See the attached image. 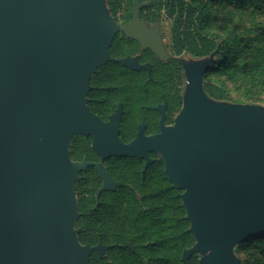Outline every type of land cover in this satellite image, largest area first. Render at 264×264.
Returning a JSON list of instances; mask_svg holds the SVG:
<instances>
[{
    "label": "water",
    "instance_id": "water-1",
    "mask_svg": "<svg viewBox=\"0 0 264 264\" xmlns=\"http://www.w3.org/2000/svg\"><path fill=\"white\" fill-rule=\"evenodd\" d=\"M134 4L133 21L119 28L105 0H0V264H89L112 247L80 244L73 228L75 183L89 165L70 159L78 133L93 135L102 157L161 155L195 240L183 262L197 254L199 264H240L235 248L264 235V107L207 96L214 54L181 60L183 106L157 135L123 145L112 137L116 118L110 131L86 106L88 79L113 60L115 34L134 37ZM158 39L141 44L165 61Z\"/></svg>",
    "mask_w": 264,
    "mask_h": 264
},
{
    "label": "trees",
    "instance_id": "trees-1",
    "mask_svg": "<svg viewBox=\"0 0 264 264\" xmlns=\"http://www.w3.org/2000/svg\"><path fill=\"white\" fill-rule=\"evenodd\" d=\"M160 11L170 18L174 55L214 54L203 74L208 97L225 101L228 82H240L257 93L233 102L264 106V0H162ZM159 168L163 172V165ZM179 193L168 188L162 195L101 196L99 205L86 211L87 198L80 199L78 241L112 246L99 264H199L197 254L181 260L195 240ZM117 199L126 200L120 209L114 207ZM235 253L240 264H264V235L247 239ZM95 258L93 252L89 264H97Z\"/></svg>",
    "mask_w": 264,
    "mask_h": 264
},
{
    "label": "flooded vegetation",
    "instance_id": "flooded-vegetation-1",
    "mask_svg": "<svg viewBox=\"0 0 264 264\" xmlns=\"http://www.w3.org/2000/svg\"><path fill=\"white\" fill-rule=\"evenodd\" d=\"M134 1L105 0L106 9L119 28L133 21ZM136 1L140 7L131 32L134 37H128L120 30L115 34L108 49L113 60L90 75L85 95L89 111L102 124H111L110 131H114L116 118V131L112 137L123 145L132 144L140 132L147 138L159 134L162 126H174L183 106L186 85L181 61L183 54H173L170 28L168 33L164 29V21H170V18L164 12L160 13L162 0ZM158 35L167 54L165 61L150 47L143 48L141 44L158 47ZM124 59L128 61L123 63L121 60ZM93 141V135L84 133L72 136L69 141L71 161L89 164L78 174L75 183L78 196L94 197L97 206L101 196L162 195L168 188L178 191L167 179L164 167L163 172L160 171L163 161L157 151H147V157H102L93 148ZM99 168L107 174L108 181ZM119 202L126 200H114L119 205L114 206L115 209L123 207ZM98 243L101 241L95 245Z\"/></svg>",
    "mask_w": 264,
    "mask_h": 264
},
{
    "label": "rangeland",
    "instance_id": "rangeland-1",
    "mask_svg": "<svg viewBox=\"0 0 264 264\" xmlns=\"http://www.w3.org/2000/svg\"><path fill=\"white\" fill-rule=\"evenodd\" d=\"M169 26H170V21L169 20L164 21V29H165L166 33H168V31H169ZM204 58H207V57H204ZM182 59H183V61L190 62V61L200 60V59H203V58L197 59V58H194V57H192L190 55L183 54ZM214 83H217V82L215 81ZM217 84H218V86H220L219 83H217ZM241 85L242 84L240 82H235V83H232L231 81L228 82V84L226 85V88H225L226 91H227L228 99L223 101V102H227V103H231V104H237V103L233 102V100H235V99H237V100H241L242 99L243 100L245 98L251 100V98H255V95H253V94L257 93V91L252 90L250 88V86H248L246 88L240 87ZM237 87H240V88L238 89ZM262 97H264V95ZM255 105H259V106L264 107L263 105H260V104H255ZM83 198H87L86 200L91 202V203H88V202L86 203L85 207L83 208L85 211L89 210V207L94 205V199H95L94 197H81V196H78L77 190L75 189V199H76V208H77L78 218L74 221L73 228L75 230H78V231H79V228H78V224L77 223H78L79 219L82 216L81 215L82 212H81V210L79 208V203H80V199H83ZM77 237H78V233L76 234V238ZM77 240H78V238H77ZM234 252H235V250H234ZM105 254H103L102 256H99L98 254H96L95 261L97 262V264H99V262H100L98 258L104 257ZM235 255L237 256V258H239L236 253H235ZM89 263H90V260H89Z\"/></svg>",
    "mask_w": 264,
    "mask_h": 264
}]
</instances>
